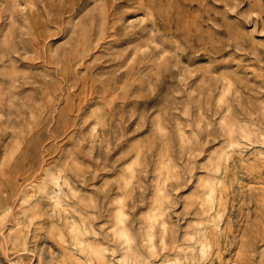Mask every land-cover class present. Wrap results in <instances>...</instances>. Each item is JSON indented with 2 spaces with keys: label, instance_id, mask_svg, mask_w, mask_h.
<instances>
[{
  "label": "rangeland",
  "instance_id": "1",
  "mask_svg": "<svg viewBox=\"0 0 264 264\" xmlns=\"http://www.w3.org/2000/svg\"><path fill=\"white\" fill-rule=\"evenodd\" d=\"M0 264H264V0H0Z\"/></svg>",
  "mask_w": 264,
  "mask_h": 264
}]
</instances>
